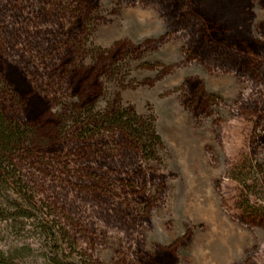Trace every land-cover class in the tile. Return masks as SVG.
<instances>
[{
  "label": "rangeland",
  "instance_id": "374dc122",
  "mask_svg": "<svg viewBox=\"0 0 264 264\" xmlns=\"http://www.w3.org/2000/svg\"><path fill=\"white\" fill-rule=\"evenodd\" d=\"M0 93L71 264H264V0H0ZM32 223L11 264L66 263Z\"/></svg>",
  "mask_w": 264,
  "mask_h": 264
},
{
  "label": "trees",
  "instance_id": "16d2710c",
  "mask_svg": "<svg viewBox=\"0 0 264 264\" xmlns=\"http://www.w3.org/2000/svg\"><path fill=\"white\" fill-rule=\"evenodd\" d=\"M108 123L120 125L130 136L143 137L146 131L148 139L143 148L147 151H156L157 143H162L161 136L154 127H139L124 114L116 113ZM27 137L28 131L22 124L9 120L0 104V220H32V224L39 230L40 238L49 243L51 252L56 256L62 254L66 262L63 264H71L64 247L65 238L70 234L68 227L59 221L53 207L35 196L22 177L16 151L26 144ZM51 258L57 264H62L57 258ZM0 264H11L9 252L2 249Z\"/></svg>",
  "mask_w": 264,
  "mask_h": 264
}]
</instances>
